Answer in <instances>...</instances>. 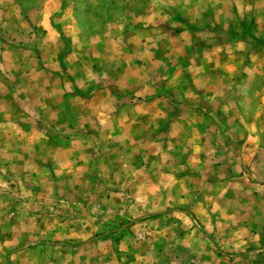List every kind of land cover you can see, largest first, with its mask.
Wrapping results in <instances>:
<instances>
[{
	"label": "rangeland",
	"instance_id": "rangeland-1",
	"mask_svg": "<svg viewBox=\"0 0 264 264\" xmlns=\"http://www.w3.org/2000/svg\"><path fill=\"white\" fill-rule=\"evenodd\" d=\"M0 264H264V0H0Z\"/></svg>",
	"mask_w": 264,
	"mask_h": 264
},
{
	"label": "crops",
	"instance_id": "crops-1",
	"mask_svg": "<svg viewBox=\"0 0 264 264\" xmlns=\"http://www.w3.org/2000/svg\"><path fill=\"white\" fill-rule=\"evenodd\" d=\"M249 117H251L253 119L255 116L253 114L249 113V114L246 115V119L249 118Z\"/></svg>",
	"mask_w": 264,
	"mask_h": 264
}]
</instances>
